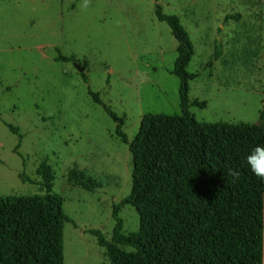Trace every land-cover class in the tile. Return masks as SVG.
<instances>
[{"label":"rangeland","instance_id":"obj_1","mask_svg":"<svg viewBox=\"0 0 264 264\" xmlns=\"http://www.w3.org/2000/svg\"><path fill=\"white\" fill-rule=\"evenodd\" d=\"M158 8L195 49L190 113L261 125L264 0H0V199L44 196L38 171L53 167L52 193L75 223L63 228L64 264H110L90 231L111 241L132 190V155L106 108L129 142L145 115H182L178 43ZM118 217L124 234L139 230L132 206Z\"/></svg>","mask_w":264,"mask_h":264},{"label":"trees","instance_id":"obj_2","mask_svg":"<svg viewBox=\"0 0 264 264\" xmlns=\"http://www.w3.org/2000/svg\"><path fill=\"white\" fill-rule=\"evenodd\" d=\"M156 16L178 43L173 74L182 115H145L129 142L124 120L106 108L132 155V190L115 207L111 241L100 231L90 234L110 264H264V180L245 162L251 148L264 145V111L261 125L199 122L189 111L191 38L176 16L160 8ZM218 49L210 66L221 57ZM58 60L70 61L61 54ZM90 95L101 103L98 93ZM38 172L44 196L0 199V264H64L63 228L75 223L52 193L53 167L43 162ZM125 205L138 213L137 232L122 231L118 212Z\"/></svg>","mask_w":264,"mask_h":264},{"label":"clouds","instance_id":"obj_3","mask_svg":"<svg viewBox=\"0 0 264 264\" xmlns=\"http://www.w3.org/2000/svg\"><path fill=\"white\" fill-rule=\"evenodd\" d=\"M245 162L255 176L264 180V145L251 148L245 156ZM229 174L234 178L239 177V173L231 169H229Z\"/></svg>","mask_w":264,"mask_h":264},{"label":"water","instance_id":"obj_4","mask_svg":"<svg viewBox=\"0 0 264 264\" xmlns=\"http://www.w3.org/2000/svg\"><path fill=\"white\" fill-rule=\"evenodd\" d=\"M84 70H85L84 67L79 68V71H80V72H83Z\"/></svg>","mask_w":264,"mask_h":264},{"label":"crops","instance_id":"obj_5","mask_svg":"<svg viewBox=\"0 0 264 264\" xmlns=\"http://www.w3.org/2000/svg\"><path fill=\"white\" fill-rule=\"evenodd\" d=\"M221 60L223 59V53H222V55H221V58H220Z\"/></svg>","mask_w":264,"mask_h":264}]
</instances>
